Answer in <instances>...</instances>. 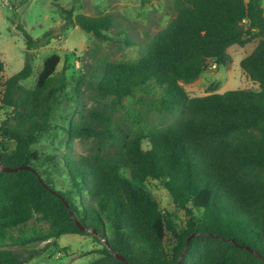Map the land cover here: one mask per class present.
I'll return each instance as SVG.
<instances>
[{
	"label": "trees",
	"instance_id": "trees-1",
	"mask_svg": "<svg viewBox=\"0 0 264 264\" xmlns=\"http://www.w3.org/2000/svg\"><path fill=\"white\" fill-rule=\"evenodd\" d=\"M172 8V19L147 41L135 44L117 33L138 47L134 59H97L92 49L90 61L67 74L57 70L61 58L52 53L31 88L19 84L32 74L30 50L57 35L46 30L34 38L17 24L23 66L4 78L0 58V104L10 110L0 123L8 139L0 141V264L33 256L21 258L6 246L88 232L102 248L86 264H264L262 0H173ZM58 9L62 29L78 26L98 41L111 39L110 15ZM252 40L239 64L257 89L188 95L181 82L197 80L210 64L225 66L230 46ZM126 97L136 110L124 108ZM62 105L60 129L69 147L59 155L43 153L34 145L55 127ZM91 137L89 154L70 152L74 139ZM1 165L19 169L6 172ZM49 167L65 176L68 188L56 190ZM147 180L161 181L184 211L181 228L142 188ZM32 219L47 224L42 236H26Z\"/></svg>",
	"mask_w": 264,
	"mask_h": 264
},
{
	"label": "rangeland",
	"instance_id": "rangeland-1",
	"mask_svg": "<svg viewBox=\"0 0 264 264\" xmlns=\"http://www.w3.org/2000/svg\"><path fill=\"white\" fill-rule=\"evenodd\" d=\"M173 0H0V58L4 63V78L11 76L21 69L25 57V41L16 29L17 24L30 33L34 38L41 36L46 30L52 31L57 37L50 43L30 50L32 55V74L29 78L19 81L26 88L33 87L36 75L41 69L44 59L52 54L60 55L58 71L67 74L75 71L80 61H90L87 54L96 49L97 59L112 61L132 60L138 53V47L121 42L117 33H125L127 39L135 44L149 40L157 31L166 26L174 16ZM264 8V0H262ZM59 7L73 10V15L83 13L92 16L110 15L114 19V26L107 32L110 40L98 41L91 33H87L78 26L62 29ZM252 40L245 46L232 45L228 48L229 62L225 66L210 64L203 70L200 77L192 83L181 85L190 96H201L211 92H224L232 89H257L240 67V60L255 46ZM70 96L71 86L66 88ZM66 104L68 102L65 100ZM89 105V104H88ZM124 108L130 111L137 109L133 99L126 97L123 100ZM69 107V105H68ZM10 110L0 104V123ZM65 108L62 105L57 110L55 125L49 132L40 137L34 147L46 154H62L66 152L67 139L60 129L63 122ZM0 134V141H7ZM13 146L12 141L7 142ZM143 145H146L145 143ZM95 146L94 138H76L70 145L73 155L89 154ZM108 147V146H106ZM56 190L68 188L65 176L60 175L56 168L49 167ZM142 188L151 194L162 210L174 213V221L181 228L187 219L184 211L179 209L171 199L163 184L159 180H147L141 184ZM79 197L86 198L81 191ZM75 195V199H79ZM48 229L45 222L32 219L25 228L26 236L35 232L42 236ZM165 244L171 246L172 239L166 238ZM21 258L33 256L21 264H86L99 257L102 248L93 233L63 234L57 238H37L25 246H6Z\"/></svg>",
	"mask_w": 264,
	"mask_h": 264
},
{
	"label": "water",
	"instance_id": "water-1",
	"mask_svg": "<svg viewBox=\"0 0 264 264\" xmlns=\"http://www.w3.org/2000/svg\"><path fill=\"white\" fill-rule=\"evenodd\" d=\"M1 169L3 171H6V172H12V171H17L19 169V167H8V166L1 165ZM189 238H190V236L188 237V239ZM242 247L250 250V248L247 247V246H242ZM110 252L116 257L117 260L122 261V262H126L125 259H124V257L122 255H120L119 253L113 252L112 250H110ZM183 252H181L180 255H182ZM126 264H132V263H126Z\"/></svg>",
	"mask_w": 264,
	"mask_h": 264
},
{
	"label": "built area",
	"instance_id": "built-area-1",
	"mask_svg": "<svg viewBox=\"0 0 264 264\" xmlns=\"http://www.w3.org/2000/svg\"><path fill=\"white\" fill-rule=\"evenodd\" d=\"M243 22H246L245 19L242 20Z\"/></svg>",
	"mask_w": 264,
	"mask_h": 264
}]
</instances>
